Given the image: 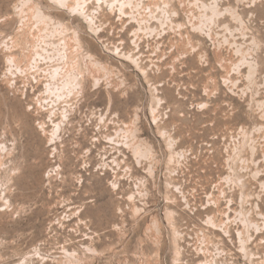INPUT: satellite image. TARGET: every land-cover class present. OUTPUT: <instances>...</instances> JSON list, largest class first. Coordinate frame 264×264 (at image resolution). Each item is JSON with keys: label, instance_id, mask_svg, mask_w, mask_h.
<instances>
[{"label": "rangeland", "instance_id": "374dc122", "mask_svg": "<svg viewBox=\"0 0 264 264\" xmlns=\"http://www.w3.org/2000/svg\"><path fill=\"white\" fill-rule=\"evenodd\" d=\"M0 17V264H264V0Z\"/></svg>", "mask_w": 264, "mask_h": 264}, {"label": "bare ground", "instance_id": "6f19581e", "mask_svg": "<svg viewBox=\"0 0 264 264\" xmlns=\"http://www.w3.org/2000/svg\"><path fill=\"white\" fill-rule=\"evenodd\" d=\"M1 3H2V0H0V11H1ZM79 3V2H78ZM76 5V4H75ZM69 8V7H68ZM1 17H2V15H1ZM1 17H0V19H1ZM1 20H3V19H1ZM23 33H25V32H23ZM24 36V35H23ZM20 39H23V37L22 38H20ZM17 36H15V38H14V40H13V46H18L19 44H22V43H24V41L22 42V40H20ZM26 42V41H25ZM65 43V42H64ZM66 44V43H65ZM69 45V44H68ZM66 51V50H65ZM70 56V55H69ZM68 56V57H69ZM30 57V56H29ZM28 57V58H29ZM68 57H67V59H68ZM24 58V57H23ZM67 59H65V60H67ZM70 59V58H69ZM9 60L15 65L14 67H18L19 68V63H21V62H23V60L22 59H18V58H16V56L13 54V53H10V55H9ZM9 61V62H10ZM26 65V64H25ZM16 67V68H17ZM57 67V66H56ZM55 69V68H54ZM50 78L52 79V80H54L55 81V76H59V72L57 71V69H55L52 73L50 72ZM36 79V78H35ZM70 79V78H69ZM49 80V79H48ZM56 80H58V78L56 79ZM54 81H53V84H54ZM39 81H37V83H38ZM44 83V82H43ZM47 83H48V81H47ZM45 84L44 86H45V88L43 89V90H45L46 91V93L48 92V94H51V93H54L55 95H57L56 97H58V95H61L62 93H65L66 91H64L65 90V86L66 85H68V83L67 82H65V84H63L61 87H59L58 85V87H52V88H49V84H51L52 82H50V83H48V84ZM76 83V82H75ZM39 84H41L40 82H39ZM55 84H57V83H55ZM54 84V86H56ZM52 85V84H51ZM51 89V90H50ZM64 89V90H63ZM67 90V89H66ZM51 92V93H50ZM47 96V95H46ZM62 96V95H61ZM66 96V95H65ZM68 96V95H67ZM49 97V96H48ZM52 97V96H51ZM16 100H17V98H15ZM48 110V109H47ZM49 112V111H48ZM14 113H15V111H14ZM17 114V113H16ZM57 114V113H56ZM19 115V114H18ZM50 115V114H49ZM17 116V115H16ZM16 116H14L15 118H16ZM53 117V116H52ZM47 119V118H46ZM16 121V120H15ZM19 121V120H18ZM45 122V121H44ZM29 123V122H28ZM19 125H20V127H21V129L23 130V131H25L26 133L27 132H29V131H32L33 130V126L31 125V123L30 124H23V123H19ZM45 125H44V123H43V121L41 122V128H42V130H44V127ZM21 130V131H22ZM33 133V132H32ZM24 134V133H23ZM35 136V135H34ZM25 137V136H24ZM30 139H26V143L28 144L29 142H31V141H29ZM31 144V143H30ZM30 146V145H29ZM28 146V147H29ZM34 154H35V152H34ZM36 155V154H35ZM34 168V167H33ZM32 168V169H33Z\"/></svg>", "mask_w": 264, "mask_h": 264}]
</instances>
